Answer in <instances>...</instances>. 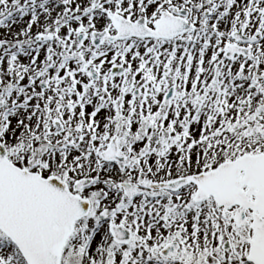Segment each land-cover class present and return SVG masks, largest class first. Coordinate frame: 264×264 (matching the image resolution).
I'll return each instance as SVG.
<instances>
[{
    "label": "snow or ice",
    "instance_id": "obj_1",
    "mask_svg": "<svg viewBox=\"0 0 264 264\" xmlns=\"http://www.w3.org/2000/svg\"><path fill=\"white\" fill-rule=\"evenodd\" d=\"M0 264H264V0H0Z\"/></svg>",
    "mask_w": 264,
    "mask_h": 264
}]
</instances>
